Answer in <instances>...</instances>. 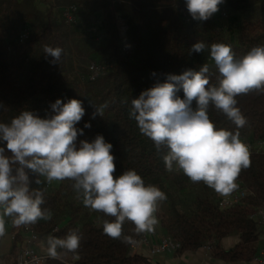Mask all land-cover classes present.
I'll list each match as a JSON object with an SVG mask.
<instances>
[{
	"label": "trees",
	"instance_id": "16d2710c",
	"mask_svg": "<svg viewBox=\"0 0 264 264\" xmlns=\"http://www.w3.org/2000/svg\"><path fill=\"white\" fill-rule=\"evenodd\" d=\"M40 5L34 0H0V123H9L25 110L49 118L54 115L51 105L57 99L64 103L81 100L85 115L75 125L83 130L82 135L78 132L77 146L102 135L113 145L115 176L135 170L146 185H155L166 194L156 213L155 230L178 241V252L206 246L215 252L221 238L235 234L238 245L219 254L231 259L243 256L242 252L264 235L256 216L264 208V147L258 145L264 143V92L237 97V106L247 120L240 129L209 106V117L218 129L239 131L240 139L252 145L251 164L242 170L236 180L238 187L229 194L243 191L245 196L229 208L219 207L224 196L202 182L193 183L179 171H166V149L158 152L152 140L140 133L129 112L131 100L157 82H166L169 74L198 71L208 64L210 84L216 85L218 71L210 57L211 44L230 45L238 58L254 46L264 45V0H224L207 21L194 20L185 0H64L53 6L45 4V8ZM68 5L77 7L72 26L61 17V9ZM114 13L126 23L124 40L118 38ZM93 26L95 31L90 32ZM25 29L28 36L21 40ZM200 41L205 50L190 53L191 46ZM47 46L63 49L59 63H51L53 58L44 52ZM124 48L129 49V55ZM91 63L108 67L104 74L89 80ZM178 95L183 98L182 90ZM96 107H103L102 116H93ZM192 107H196L195 101ZM29 177L30 188L43 190L45 203L41 207L52 216L15 226L8 263L13 262L24 233L34 232L47 247L49 235L63 237L78 230L82 235L78 252L58 250V259L44 264H149L134 249L145 232L136 234L134 225L126 221L124 235L134 242L112 239L103 233V222L114 218L85 207L72 187L73 181L49 184L40 177L42 183L37 185L31 173Z\"/></svg>",
	"mask_w": 264,
	"mask_h": 264
},
{
	"label": "clouds",
	"instance_id": "9594fccd",
	"mask_svg": "<svg viewBox=\"0 0 264 264\" xmlns=\"http://www.w3.org/2000/svg\"><path fill=\"white\" fill-rule=\"evenodd\" d=\"M185 2L194 20L207 21L224 0ZM205 48L200 41L189 50L202 53ZM44 52L53 58L51 63L57 64L63 49L47 46ZM210 57L218 71L216 85L210 84L208 64L198 71L169 74L166 82H157L131 100L129 115L158 152L166 149V171L182 172L193 183L202 182L227 196L238 187L236 180L242 170L250 166V151L239 131L218 129L208 110L212 105L237 129L245 126L247 120L237 106V97L264 92V45L254 46L238 58L230 45L212 43ZM181 90L183 98L178 95ZM51 109L54 115L49 118L25 110L9 123H0V144L4 145L0 146V237L6 231L5 216L11 217L15 226L51 219L52 213L41 207L45 203L43 190L30 188L29 173L37 185L42 183L40 177L49 184L73 181L72 187L85 207L114 218L103 222V233L112 239L134 242L124 235L126 221L134 225L136 234L154 231L158 224L156 213L167 199L166 194L155 185H146L135 170L115 176L113 145L102 135L92 142L80 141L77 146L78 132L82 135L83 130L75 125L85 115L81 100L64 103L57 99ZM102 112L103 107H96L93 116H102ZM81 241L78 230L63 237L49 235L46 251L50 258L57 259L58 250L77 253Z\"/></svg>",
	"mask_w": 264,
	"mask_h": 264
},
{
	"label": "crops",
	"instance_id": "0c3cea01",
	"mask_svg": "<svg viewBox=\"0 0 264 264\" xmlns=\"http://www.w3.org/2000/svg\"><path fill=\"white\" fill-rule=\"evenodd\" d=\"M21 1V0H19ZM40 0H34V2H39ZM64 0H49L45 4L56 5L57 2L61 3ZM41 6V5H40ZM41 8H43L41 6ZM2 213V209H0ZM6 231L4 236L0 237V263L7 264L8 257L14 246L15 236V225L12 223L11 217H4ZM260 220V217H259ZM262 220H264V208H262ZM261 232L264 233V222H261ZM29 233H24L23 240L17 243V248L20 249L25 243V239ZM148 237L150 244L159 243L164 237L165 233L155 230L152 232H145ZM258 236V238L249 245L247 249L242 252L243 256H237L235 258H229L228 256L222 255L223 253H228L232 251L239 243V236L232 234L225 236L218 241L216 251L214 252L211 248H198L194 251H181L178 253H166L160 254L154 257H149L147 254V248L137 247L135 252L141 254L148 259L149 264H256L255 259L258 255L264 251V240ZM35 250L37 253L45 254L47 253L45 245L38 241ZM222 253V254H219ZM219 254V255H218ZM244 255L246 257H244Z\"/></svg>",
	"mask_w": 264,
	"mask_h": 264
},
{
	"label": "built area",
	"instance_id": "2783aa9c",
	"mask_svg": "<svg viewBox=\"0 0 264 264\" xmlns=\"http://www.w3.org/2000/svg\"><path fill=\"white\" fill-rule=\"evenodd\" d=\"M76 12L77 7L75 5H68L61 9V17L63 18L64 22L68 26H72L76 22ZM100 24V21L98 20L95 23V26L97 27ZM114 24L117 31L118 38L121 40H124L126 37L127 32V26L124 21V19L121 17L119 13H114ZM95 26L88 29L90 32L95 31ZM28 36V30H23L20 34V39L24 40ZM97 39H100V37H97ZM123 51L129 55L130 51L128 48H124ZM108 66L106 65H98L91 63L88 66V77L89 80H95L99 75H102L105 73ZM248 147L249 151L252 150V145L248 142H244ZM259 147H264V143L258 144ZM245 196V193L237 192L229 196H224L219 201V207L221 208H229L235 204H237L243 197ZM257 218L260 217V222H264L262 220V209H259L256 212ZM262 240H264V235H262ZM38 237L34 232H29L28 236L25 239V243L23 247H21L13 262L7 263V264H44L48 259H52L48 256L47 253L40 254L37 253L35 250V247L38 243ZM137 247H145L147 248V254L149 257H154L160 254H166V253H177L180 249V243L176 240H173L172 238L166 236L164 237L159 243L156 244H150L148 237L146 235L141 236V238L137 241V243L134 245V249ZM205 248H210L209 246H206ZM58 259V258H57ZM256 264H264V251H262L258 257L255 259ZM1 264V263H0Z\"/></svg>",
	"mask_w": 264,
	"mask_h": 264
},
{
	"label": "rangeland",
	"instance_id": "374dc122",
	"mask_svg": "<svg viewBox=\"0 0 264 264\" xmlns=\"http://www.w3.org/2000/svg\"><path fill=\"white\" fill-rule=\"evenodd\" d=\"M38 1V0H37ZM49 1V0H40L38 3H41L42 7L45 8V3ZM68 3H66L65 5H67Z\"/></svg>",
	"mask_w": 264,
	"mask_h": 264
}]
</instances>
